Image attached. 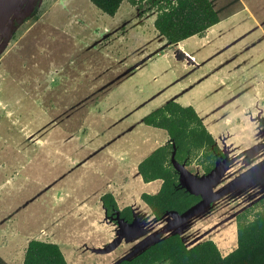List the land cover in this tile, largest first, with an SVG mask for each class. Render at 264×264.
Wrapping results in <instances>:
<instances>
[{
    "label": "rangeland",
    "instance_id": "1",
    "mask_svg": "<svg viewBox=\"0 0 264 264\" xmlns=\"http://www.w3.org/2000/svg\"><path fill=\"white\" fill-rule=\"evenodd\" d=\"M213 2L220 15L241 13L171 45L150 4L125 0L111 18L91 0H0L3 264H23L34 239L58 244L69 264H118L174 234L188 248L213 240L226 255L237 247V215L264 198L257 179L234 187L250 162L230 166L217 199L181 224L151 216L140 198L151 189L137 170L168 141L143 119L170 101L192 98L235 159L264 142V112L242 113L260 92L264 102V0ZM186 168L205 175L196 162ZM108 192L121 208L132 205L142 228L115 249L120 227L101 201Z\"/></svg>",
    "mask_w": 264,
    "mask_h": 264
},
{
    "label": "trees",
    "instance_id": "2",
    "mask_svg": "<svg viewBox=\"0 0 264 264\" xmlns=\"http://www.w3.org/2000/svg\"><path fill=\"white\" fill-rule=\"evenodd\" d=\"M125 0H91L101 12L114 18ZM133 6L150 4L157 9L154 27L171 45L193 37H204L208 30L228 20L240 10L220 15L213 0H128ZM143 123L164 131L168 141L155 149L137 166L143 183L162 181L158 193H142L157 220L170 212L184 215L198 206L202 198L182 187L176 165L196 162L210 173L223 150L205 126L193 106L170 101L144 117ZM106 216L127 223L135 221L131 206L121 208L113 193L101 197ZM237 247L223 255L213 240L188 248L180 234L160 240L131 259L118 264H264V198L236 217ZM0 264H3L0 261ZM23 264H69L61 247L53 242L31 240L25 250Z\"/></svg>",
    "mask_w": 264,
    "mask_h": 264
},
{
    "label": "water",
    "instance_id": "3",
    "mask_svg": "<svg viewBox=\"0 0 264 264\" xmlns=\"http://www.w3.org/2000/svg\"><path fill=\"white\" fill-rule=\"evenodd\" d=\"M264 148V143L254 146L251 149L245 150L239 156H246L247 159L255 156L259 151ZM226 156L225 160L218 161L215 168L208 174L198 177L191 173L185 165H176L177 171L180 175V183L182 187L188 190L193 195H198L202 198V202L190 210L184 215L176 214L170 212L168 216L174 218L176 224H181L192 216L197 214L199 211L205 207L211 205L216 199L217 195L214 191V186L220 182L230 169V166L234 163L235 158L229 157V153L224 151ZM255 173H252L248 177L242 178L234 187H237L246 182V179L253 176ZM233 189V187L231 188ZM229 189V190H231ZM117 223L120 227V236L116 239L115 243L112 246V249H115L123 239L132 240L142 233V228L139 226L137 219L133 223H127L124 220H118Z\"/></svg>",
    "mask_w": 264,
    "mask_h": 264
},
{
    "label": "crops",
    "instance_id": "4",
    "mask_svg": "<svg viewBox=\"0 0 264 264\" xmlns=\"http://www.w3.org/2000/svg\"><path fill=\"white\" fill-rule=\"evenodd\" d=\"M239 13H241V11L240 12H237L235 15H233V16H231L228 20H230L231 18H233L234 16H236V15H238ZM225 21H227V20H225ZM225 21H223V22H225ZM223 22H221V23H223ZM220 23V24H221ZM219 25V24H218ZM217 25V26H218ZM216 27V26H215ZM215 27H213L212 29H210L209 30V32L210 31H213V30H215L216 28ZM206 35V34H205ZM216 36H219V34H217ZM196 37H198V36H196ZM196 37H193V38H196ZM204 38V37H203ZM192 39V38H191ZM191 39H189V40H187V41H185V42H182V43H180V44H177V45H183V44H186L187 42H191L192 40ZM194 40V39H193ZM185 49H184V51L186 52V54L191 58V59H193L192 58V56H193V54L192 53H190V52H188L187 51V48H189V46L187 45H185V47H184ZM189 57H187V59L189 58ZM195 69H200V67L198 68H195ZM185 70H188V67L187 66H185ZM263 94H262V92H260L259 93V95L258 96H256V99L257 100H259L258 101V103L257 104H255V105H252L251 107H244V109H243V111H242V113H251V112H261V111H263L264 112V102L262 103V104H260L263 100L259 97V96H262ZM177 102V101H176ZM178 103H180V104H182V105H184V106H193L195 109H196V111L198 110V108H197V105H196V102L195 101H193L192 100V98H189L188 100H186V101H184L183 103L182 102H178ZM257 105V106H256ZM255 107H259L260 109H257V110H255L254 108ZM254 109V110H253ZM198 111H200V110H198ZM200 113V112H199ZM204 122V121H203ZM205 124V123H204ZM205 126H206V124H205ZM213 126V125H212ZM212 126H209L211 129H212ZM207 127V126H206ZM209 130V129H208ZM218 143V142H217ZM165 144V143H164ZM219 144V143H218ZM142 161V160H141ZM141 177V176H140ZM148 185V187L151 189L150 191V194H156V193H158L159 192V190H160V188H161V185H162V181H155V182H152V183H149V184H147ZM131 207H132V205H131ZM133 208V207H132ZM149 208V207H148ZM149 212L151 213V211H150V209H149ZM151 216H153L152 214H151ZM154 217V216H153ZM229 254V253H228ZM227 255V254H226Z\"/></svg>",
    "mask_w": 264,
    "mask_h": 264
},
{
    "label": "flooded vegetation",
    "instance_id": "5",
    "mask_svg": "<svg viewBox=\"0 0 264 264\" xmlns=\"http://www.w3.org/2000/svg\"><path fill=\"white\" fill-rule=\"evenodd\" d=\"M259 122V124H260V126L262 125V123L264 122V121H258ZM264 124V123H263ZM264 143V142H263ZM226 149V151H227V148H225ZM264 149V148H263ZM228 152V151H227ZM229 153V152H228ZM263 155V153H262V151H259L255 156H253L252 158H250V159H247L246 158V156H243V157H240L239 155L237 156V158L235 159V161H234V163L231 165V167L238 161V160H244V163L245 164H248L249 162L251 163V167H250V171H247V173L244 175V177L243 178H245V177H248L249 175H251L252 173H255L253 176H251L250 178H248V179H246V182L245 183H243V184H241V185H244V184H246V183H248V182H250V181H253V180H255V179H257V181H258V183L257 184H259V185H261V184H264V157L263 158H259V157H261ZM229 157H231L230 156V154H229ZM234 157H236V155L235 156H232L231 158H234ZM226 159V156H225V154H224V151H223V153L222 154H220V155H218V159H217V161H216V163L218 162V161H223V160H225ZM230 167V168H231ZM206 174V173H205Z\"/></svg>",
    "mask_w": 264,
    "mask_h": 264
},
{
    "label": "bare ground",
    "instance_id": "6",
    "mask_svg": "<svg viewBox=\"0 0 264 264\" xmlns=\"http://www.w3.org/2000/svg\"><path fill=\"white\" fill-rule=\"evenodd\" d=\"M232 236V235H231Z\"/></svg>",
    "mask_w": 264,
    "mask_h": 264
}]
</instances>
